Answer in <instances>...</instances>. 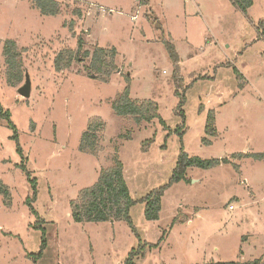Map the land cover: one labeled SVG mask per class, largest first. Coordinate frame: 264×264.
Listing matches in <instances>:
<instances>
[{
    "label": "rangeland",
    "instance_id": "1",
    "mask_svg": "<svg viewBox=\"0 0 264 264\" xmlns=\"http://www.w3.org/2000/svg\"><path fill=\"white\" fill-rule=\"evenodd\" d=\"M57 1L60 14L44 15L33 0H0V104L17 125L38 190L32 214V184L13 129L0 118V186L8 190L0 192V264H126L140 245L136 264L264 256V156L255 157L264 154V0H253L248 13L230 0ZM10 39L20 51L15 73L6 62ZM79 39V56L58 69V56L65 64ZM97 46L117 49L120 70L105 82L87 70L85 51ZM27 75L29 98L19 92ZM129 83L132 99L158 104V118L115 113ZM211 110L216 136L205 132ZM99 122L101 149L81 151L82 135ZM182 150L227 161L189 167L165 190L160 219L148 220L139 200L170 182ZM117 157L137 200L129 212L137 232L125 220L76 222L71 214V201ZM44 236L34 262L28 255L39 254Z\"/></svg>",
    "mask_w": 264,
    "mask_h": 264
},
{
    "label": "trees",
    "instance_id": "2",
    "mask_svg": "<svg viewBox=\"0 0 264 264\" xmlns=\"http://www.w3.org/2000/svg\"><path fill=\"white\" fill-rule=\"evenodd\" d=\"M35 6L44 14V15H58L61 12L60 3L57 0H33ZM235 4L243 13H248V10L253 5V0H230ZM258 28L264 36V18L259 20ZM79 49L77 52L69 50L68 59L63 64L64 56L59 55L56 60L57 68L62 70L64 67L69 66L71 60L79 56V52L83 50V41L79 39L78 41ZM5 55L6 62L9 66L11 72L15 73L17 70L20 71V51L17 48L16 42L13 39L6 41L5 45ZM168 48L170 51L171 57L177 61V56L175 49L171 43H168ZM116 48H106L97 46L93 52L85 51L86 57L91 56L87 70L90 76L98 77L102 81H108L113 73L120 70L119 66L116 64ZM19 73V72H18ZM18 73L14 74L17 77ZM129 81L128 76L126 77ZM178 83V81H177ZM176 96H181L180 105H182L184 99L183 94L178 90L175 91ZM113 108L115 113L118 116H134L139 121L146 120L148 122L153 121L155 118L159 117L158 104L151 100H144L139 102L138 100L132 99L130 96V83L124 88L122 94L118 97L117 100L113 102ZM184 118L183 109L180 110ZM207 124L205 132L211 136L217 135L216 130V117H214V111H208L207 113ZM0 118L7 121L11 129H13L12 140L16 141L17 152L21 156L22 163L20 167L23 169V172L26 175V178L32 184V199L29 201L31 213H36L34 207H32V202L37 197V180L36 178H31L30 171L26 167L23 155V150L21 142L19 141L18 128L15 122L11 120V114L8 110H5L3 105L0 104ZM165 123V120H163ZM100 128H103V123L99 122L90 124L89 128L82 135V142L80 145V150L83 152H90L92 154H97L101 149L100 142L98 139V131ZM182 135V132H180ZM205 143H211L207 138H204ZM149 142V141H148ZM262 158L263 153H256L255 157ZM227 161V159H208L199 156H191L184 150H182L177 166L173 171V176L169 183L165 184L162 187L156 188L148 193L145 198H142L140 203L144 204L145 217L148 220H158L160 219L161 209H162V199L164 197L165 190L170 187L173 183H177L186 179V171L189 167H198V168H211L219 166L221 162ZM0 192L4 195H8V190L0 186ZM137 203V200H134L130 194V188L124 175V165L120 158L115 159L114 165L107 167V169L101 170L99 174V179L96 183L80 191L78 198L71 201V214L76 222H105L108 220H125L131 226L132 230L136 231V228L133 224L130 208L133 204ZM35 226H40V223H35ZM47 245V239L43 238L42 249L39 254H29L28 256L33 259L34 262H37V259L42 256V251ZM141 246V245H140ZM138 247V249H131V252L128 255L126 264H136V259L140 255L145 254L144 247ZM150 247L156 245L151 244ZM205 264H264V257H259L249 261H222V262H207Z\"/></svg>",
    "mask_w": 264,
    "mask_h": 264
},
{
    "label": "water",
    "instance_id": "3",
    "mask_svg": "<svg viewBox=\"0 0 264 264\" xmlns=\"http://www.w3.org/2000/svg\"><path fill=\"white\" fill-rule=\"evenodd\" d=\"M20 94L24 96L25 98H29L31 94V85H30V79L29 76H26L25 84L23 87L19 90Z\"/></svg>",
    "mask_w": 264,
    "mask_h": 264
},
{
    "label": "built area",
    "instance_id": "4",
    "mask_svg": "<svg viewBox=\"0 0 264 264\" xmlns=\"http://www.w3.org/2000/svg\"><path fill=\"white\" fill-rule=\"evenodd\" d=\"M91 4H92V5H95L94 3H91ZM101 9H104V8L101 7ZM105 9H106V8H105ZM111 11H113V10H111ZM137 13H138V12H137ZM136 16H137V14L134 15V17H136ZM230 208H233V205H231Z\"/></svg>",
    "mask_w": 264,
    "mask_h": 264
},
{
    "label": "crops",
    "instance_id": "5",
    "mask_svg": "<svg viewBox=\"0 0 264 264\" xmlns=\"http://www.w3.org/2000/svg\"><path fill=\"white\" fill-rule=\"evenodd\" d=\"M98 3V2H97ZM150 4V2H148ZM101 5V4H100ZM264 255V254H263ZM261 257H264V256H261Z\"/></svg>",
    "mask_w": 264,
    "mask_h": 264
}]
</instances>
